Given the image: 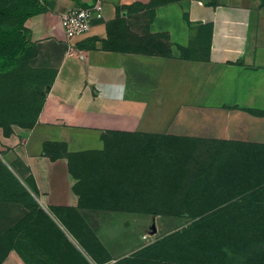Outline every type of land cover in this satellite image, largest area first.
<instances>
[{
  "label": "rangeland",
  "instance_id": "rangeland-1",
  "mask_svg": "<svg viewBox=\"0 0 264 264\" xmlns=\"http://www.w3.org/2000/svg\"><path fill=\"white\" fill-rule=\"evenodd\" d=\"M182 1L149 0L135 5L132 10L138 15L123 16L109 26L107 47L149 55L189 54L185 17L159 15V7ZM253 2L264 6V0ZM28 55L26 48L0 70V264H264V184L258 188L261 181L249 189L243 184L264 175V147L246 142L235 145L190 138L164 141L108 132L101 135V149L74 146L68 151L63 141L45 143L42 151L51 158L67 154L70 159L73 191L79 203L72 208L61 206L57 214L65 228L73 231L71 234L84 240L89 251L55 222L48 229L49 236L43 238L40 222L31 224V215L40 218L47 214L37 201L29 168L22 155L5 145L1 137L11 132L13 125L33 126L44 104L52 72L34 68L29 58L24 59ZM166 143L175 146L173 165L160 149ZM187 150L193 156L188 174L183 172L181 162ZM211 155L215 162L208 171L210 176L227 177L213 183L208 195L216 198L223 192L246 193L231 209L199 220L198 215L190 217L189 210L194 207L197 211L204 205L193 199L187 207H181L176 200L198 178L196 170L209 163ZM222 164L228 170L221 171ZM136 187L145 195L138 200L133 198ZM166 196L172 198L163 199ZM115 212L119 216L117 239L107 242L104 232L103 238L93 235L92 229L99 225L104 229L109 213ZM96 213H103L101 223H97ZM139 217L148 221L143 230L133 220ZM186 228L195 235L194 240H187L185 235L184 240L183 236H171ZM142 232L151 236L149 242L141 240ZM161 245L164 251L157 253L155 248Z\"/></svg>",
  "mask_w": 264,
  "mask_h": 264
},
{
  "label": "crops",
  "instance_id": "crops-1",
  "mask_svg": "<svg viewBox=\"0 0 264 264\" xmlns=\"http://www.w3.org/2000/svg\"><path fill=\"white\" fill-rule=\"evenodd\" d=\"M147 1L40 0L42 11L24 22L26 39L36 48L30 64L50 70L52 77L37 122L13 125L11 134L1 137L29 168L47 214L30 219L32 225L40 222L43 238L52 222L72 238L57 213L61 206L79 203L68 155L51 158L42 151L45 143L63 141L68 151L74 146L101 149V135L120 132L142 139L168 135L264 146V6L253 0L169 3L159 7V15L185 17L189 54L108 48L109 26L138 15L132 8ZM95 2L102 6V18L67 40L60 16ZM96 214L101 223L103 213ZM118 220V213H109V223L104 229L98 224L93 235L103 238L104 232L107 242L116 240ZM133 220L141 230L148 226L144 217Z\"/></svg>",
  "mask_w": 264,
  "mask_h": 264
},
{
  "label": "trees",
  "instance_id": "trees-1",
  "mask_svg": "<svg viewBox=\"0 0 264 264\" xmlns=\"http://www.w3.org/2000/svg\"><path fill=\"white\" fill-rule=\"evenodd\" d=\"M42 9L43 7L40 3V0H0V70L3 69L6 66V64L10 62V60L15 61L17 58H19L21 52L26 48H28L29 50V55L24 59L26 58L30 59L32 56L35 55L36 49L30 48V44H28L27 42L28 40L24 35L23 28H24L25 20L28 17L41 12ZM2 130L4 131L3 128ZM10 133L11 132L4 134L3 132L5 136H8ZM155 137L162 139L164 141L174 140V139L186 140V138H178L168 135L160 136V137L155 136ZM221 143H225V142H221ZM225 144L236 145L238 143H225ZM260 147H264V146H260ZM174 148L175 146L170 143L163 144V146L160 147V149H162L166 153V155H164L166 156V158L164 159H166V161L171 160L172 162L171 165L174 164L173 160H175L176 157L175 153L173 152ZM54 157L56 156H53V158ZM192 158L193 156L191 155V151L187 150L185 152L183 161H181L183 164V172L186 174H188L191 170L190 166L192 165ZM193 162L195 163V160H193ZM214 162H215V157L211 155L210 162L207 163L204 167L202 166V168L200 169L198 168V170H196L198 178H196L194 182L192 181V183L188 186V190H186L185 193L182 196L178 197L176 200V204L181 207L182 206L187 207L192 201L194 202L193 199L198 201L201 206L204 205V208L199 209L197 211H194V207H192L193 210H189L190 217L195 218L198 215L199 220H201L209 215L211 216L220 211L231 209L232 207L240 203L241 197L246 193L245 192L240 195H238V193L224 195L223 192L219 195V197L216 198L209 196L208 192L210 186L213 183L217 182V180H220V182H222L224 177H227V176H222L221 174H217V175L215 174L212 177L210 176L211 173H209L208 171L213 166ZM219 169H221V171L228 170L226 168L224 169L223 164L219 167ZM147 172L149 173V170H147ZM258 182H261L260 186H258V188H260L261 184H264V175L262 177H258V179L256 177H251L248 180H245L243 184H246V186L249 189L250 185L253 186L259 185ZM252 189L253 188H251V190ZM119 197H123V196H119ZM142 197L143 195L139 194L138 192L133 194V198H135V200L136 199L138 200ZM170 198H172V196H166L163 199H170ZM99 202L101 203V201ZM160 203L161 202H159V204ZM151 204L157 205V203L155 202H151ZM113 209L117 210L118 208L113 207ZM122 209L128 210L129 208H122ZM144 211L149 212L151 210L145 209ZM188 230L189 229L186 228L180 230L179 232L178 231L173 232L171 236H178V237L183 236V240H184L185 238L184 235H185L187 240H194L195 238L193 237H195V235L192 234L190 230L189 231ZM70 232L72 233V231L71 230L68 231V233L71 236L74 235L71 234ZM74 236L75 238L73 236L72 238L77 240V242L84 249H86V251H89L84 245V240L82 238L80 239L76 237V235ZM155 250H157V253L164 251L162 245L155 248Z\"/></svg>",
  "mask_w": 264,
  "mask_h": 264
},
{
  "label": "built area",
  "instance_id": "built-area-1",
  "mask_svg": "<svg viewBox=\"0 0 264 264\" xmlns=\"http://www.w3.org/2000/svg\"><path fill=\"white\" fill-rule=\"evenodd\" d=\"M102 18V6L99 2L86 7H79L77 9L64 12L60 16V25L64 37L68 40L77 35L87 32L94 20ZM141 240L149 242L151 236L148 233L141 235Z\"/></svg>",
  "mask_w": 264,
  "mask_h": 264
}]
</instances>
